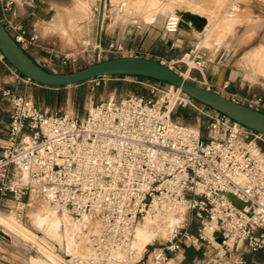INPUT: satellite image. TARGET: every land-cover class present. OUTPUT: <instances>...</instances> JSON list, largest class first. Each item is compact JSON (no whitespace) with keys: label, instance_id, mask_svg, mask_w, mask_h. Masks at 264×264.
<instances>
[{"label":"built area","instance_id":"built-area-1","mask_svg":"<svg viewBox=\"0 0 264 264\" xmlns=\"http://www.w3.org/2000/svg\"><path fill=\"white\" fill-rule=\"evenodd\" d=\"M35 1L0 0L1 21L26 50L36 44L37 35L29 33L15 9ZM182 21L177 10L170 12L166 32H177ZM96 49L98 59L102 52L150 55L113 43L103 47L99 42ZM189 59L193 65L183 58L157 60L216 90L204 74L202 55L191 49ZM180 61L188 65L187 75L177 67ZM9 66L16 77L32 80ZM192 68L199 77L190 74ZM102 77L143 83L148 93L101 100L81 118L42 107L3 87L0 79L2 96L11 105L0 155V213L22 219L31 200L42 198L72 218H93L88 253L79 264H170L186 247L212 248L216 264H248L250 254L264 251V133L168 82L129 74L92 80ZM225 86L216 91L223 94ZM170 90L180 103L181 94L190 97L206 118L205 131L173 117L174 105L158 98ZM231 98L264 111L262 95ZM231 196L244 204H235ZM168 215L179 217L178 223L163 242L146 245L138 255V223Z\"/></svg>","mask_w":264,"mask_h":264},{"label":"rangeland","instance_id":"rangeland-1","mask_svg":"<svg viewBox=\"0 0 264 264\" xmlns=\"http://www.w3.org/2000/svg\"><path fill=\"white\" fill-rule=\"evenodd\" d=\"M169 2V0H36L33 6L29 4L22 5L21 3L20 5L26 8L30 7L37 11L38 14L43 13L45 15V20L36 19L38 21H32L33 23H37L41 32L40 34L36 33L37 38L34 45L37 46L41 43L45 50L43 56H45L47 60L46 64L50 68L57 72H64L82 68L97 61L111 58L112 56L121 55V53L102 52L100 59H98L96 32L90 23L92 19H96L99 11H102V16L103 14L104 16L110 15L117 19L123 17V12H126V15L127 13H131L138 17L141 11L148 10L147 18L152 19L159 14H167L173 11L174 5H171ZM200 10L199 6L191 8V11L201 14ZM55 14L57 15L53 18ZM235 14L234 12L228 17L227 21L233 22ZM58 18L68 30L60 31L63 27L58 28ZM33 23H31L32 26H34ZM53 26L54 28L57 27V30ZM39 35L44 38L39 40ZM34 45H30L28 49L31 50ZM4 59L11 64L6 58ZM186 61L189 63L190 59L187 57ZM186 66L188 65L186 64ZM252 66L254 71L263 73L259 63L258 65L252 64ZM177 67L180 68L178 65ZM195 69L192 68V70ZM17 79L20 78L17 77ZM30 81L32 82V80ZM34 83V92H29V97L38 105L42 107L49 106L62 112L76 114L81 118L87 115L92 105L101 100L110 97L120 99L126 95L139 92L148 93V88L145 84L131 79L116 77H102L96 80L89 79L80 84H71L63 87L50 86L38 82ZM39 84L44 86H39ZM181 97L184 99L180 103L176 92L173 93L170 90L166 93L160 92L158 94V98L163 100L164 103L174 105L176 111L183 110L187 113L185 118L177 117L178 120L199 126L205 131L206 118L191 104L190 97L184 94H181ZM262 148L264 149V145ZM31 203L22 219L13 217L8 212L0 213V216H3L11 223L10 226H6L8 230L6 235L0 233V264H79L80 258L86 254L87 238L91 232L92 225L95 224V220L89 217V219H86L87 222L82 224L78 222V218H73L72 221H75L81 227L78 229L79 232H75L74 237L71 239V247L68 249L66 241H64L66 240L64 228L61 229L62 235L60 237H56V235L50 233L51 221L57 218L66 220L65 213L57 211L52 207H49L47 211H41V207L47 204L45 199L31 200ZM37 212H41L45 216V223L41 226L35 222ZM81 219L83 220L84 218ZM145 221L146 218H143L138 223L136 230L134 244H136L135 247L139 250L138 255L143 253L146 245L150 248L153 242H163L169 233H165L159 229L158 233L140 249L137 245L139 240L138 229L140 227L143 228ZM196 225L195 223L193 228H196ZM259 252L264 254L263 250ZM249 256H252L254 260L249 261L248 264H264L255 254H250Z\"/></svg>","mask_w":264,"mask_h":264},{"label":"crops","instance_id":"crops-1","mask_svg":"<svg viewBox=\"0 0 264 264\" xmlns=\"http://www.w3.org/2000/svg\"><path fill=\"white\" fill-rule=\"evenodd\" d=\"M169 1L171 5H174V10H191L192 7L199 6L201 9L199 12L208 19L205 28L198 30L191 23L183 20L177 32H166L165 21L172 11L159 14L152 19L147 18L148 10L141 11L138 17L135 14L127 13L126 15V12H123V17L117 19L110 15L104 16L103 14L102 16V11H99L96 19H92L90 23L96 32V42H100L103 47H109L113 43L121 45L124 49H144L149 51V57L166 60L182 58L186 60L187 57L189 58L191 49H195L202 55L204 74L214 89L220 90L226 85L223 94L229 97L233 94L264 96V0ZM234 12L236 13L233 17L235 20L228 22V17ZM15 14L25 24L29 33H41L37 23L32 21L45 20L43 13L38 14L30 7L26 8L18 4ZM57 22L58 28L63 27L61 30L64 31L66 27L59 21V18ZM54 29L57 30V27ZM43 38L41 35L38 36L39 40ZM27 52L38 61H47L43 56L45 50L41 43L32 46L31 50L27 49ZM258 63L263 73L254 71L252 64L258 65ZM177 65L181 70L187 71L186 63L180 61ZM190 74L199 77L200 71L190 70ZM0 79L3 87L11 88L15 92L28 96L29 92H34L35 83L17 79L9 63L1 57ZM39 86L44 85L39 84ZM10 108L9 101L2 96V91H0V155L2 144L7 137ZM252 260H254L253 257ZM170 264L216 263L213 260L212 248L186 247L172 256Z\"/></svg>","mask_w":264,"mask_h":264},{"label":"water","instance_id":"water-1","mask_svg":"<svg viewBox=\"0 0 264 264\" xmlns=\"http://www.w3.org/2000/svg\"><path fill=\"white\" fill-rule=\"evenodd\" d=\"M183 20L196 29L203 30L208 23L206 16L189 9H177ZM0 51L4 57L22 74L30 79L50 86H67L87 81L102 75H139L168 82L180 87L196 100L225 113L246 126L264 133V111L216 90L208 89L184 77L169 65L153 58L134 55H120L75 70L57 72L36 60L11 35L0 19ZM234 203H244L231 196ZM0 233L4 232L0 228Z\"/></svg>","mask_w":264,"mask_h":264},{"label":"bare ground","instance_id":"bare-ground-1","mask_svg":"<svg viewBox=\"0 0 264 264\" xmlns=\"http://www.w3.org/2000/svg\"><path fill=\"white\" fill-rule=\"evenodd\" d=\"M53 28H54V26H53ZM64 29L68 30L66 28H64ZM60 31H62V30H60ZM69 36H70V34H69ZM190 63L192 64L193 62L190 61ZM188 72H189V70L187 72H185V75H187ZM46 203L47 204L45 206L43 205L44 207H41V209H40L41 211H47L49 209V207L54 208L53 206H51L48 203L47 200H46ZM43 204H45V203H43ZM54 209H56V208H54ZM57 211H59V210H57ZM64 213H65L64 215L66 217V220H61V219L57 218V219H54L53 221H51V223H50V228H51L50 233L53 234V235H56V237H60L62 235L61 234V229L64 228V237L66 239L64 241H66L65 242L66 243V247L68 249H70L71 243H72L71 239L74 237L75 232H77L78 229H80L79 227H81V225L79 226L78 223H76L75 221L73 222L72 221L73 218L70 215H68L67 212H64ZM86 219H88L87 216H85V218L83 220L82 219L81 220L78 219V222H81L82 224H84V222H87ZM35 220L34 221L37 222V225L41 226V225H43L45 223V216L41 212H37V214L35 216ZM178 221H179V217H177L175 215H168V216H165V217H157V218H155L153 216H147L146 217V221H145V223L143 225V228L140 227L138 229V237H139V240H138V243H137L138 248L141 249L142 246H144V244L148 240H150L154 235H156L158 233L159 229H160V231L163 230V232H165V233L170 232L171 229L174 228V226L178 223ZM10 225H11V223H10L9 220L4 218L3 216H0V228L4 232L3 235H6V232H8V230L6 229V226H10ZM3 227H5V228H3ZM137 228H138V226H137ZM137 228H136V230H137ZM134 245L136 246V244H134ZM87 253H88V247H87V250H86V254Z\"/></svg>","mask_w":264,"mask_h":264},{"label":"trees","instance_id":"trees-1","mask_svg":"<svg viewBox=\"0 0 264 264\" xmlns=\"http://www.w3.org/2000/svg\"><path fill=\"white\" fill-rule=\"evenodd\" d=\"M85 82V81H84ZM80 83H82V82H80ZM80 83H78V84H80ZM58 87H63V86H58ZM140 93V92H139ZM186 112L185 111H176L175 109H174V111H173V113H172V115H173V117L174 118H176L177 119V117H182V118H185L186 117ZM255 256L258 258V259H260V260H262V261H264V254H262V253H260V252H257V253H255ZM251 256H249V261L251 262Z\"/></svg>","mask_w":264,"mask_h":264}]
</instances>
